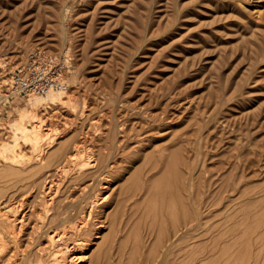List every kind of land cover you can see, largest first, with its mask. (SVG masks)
<instances>
[{
  "label": "rangeland",
  "instance_id": "1",
  "mask_svg": "<svg viewBox=\"0 0 264 264\" xmlns=\"http://www.w3.org/2000/svg\"><path fill=\"white\" fill-rule=\"evenodd\" d=\"M107 1L0 0V201L16 178L11 166L31 168L30 158L65 143L63 154L80 149L75 163L61 156L40 172L52 170L59 198L72 202L95 175L111 180L96 190L108 195L98 205L105 239L90 252L106 246L87 264H264V0ZM41 47L65 59L68 87L7 97L13 70ZM53 94L71 101L33 105ZM154 115L163 118L158 128ZM170 137L179 154L166 148L148 161L144 154ZM101 156L114 169L99 166ZM31 176L22 180L40 179ZM165 187L184 205L163 203ZM183 211L193 224L181 222ZM225 230L235 233L216 244ZM185 231L192 235L174 238ZM170 238L183 251L166 254ZM227 241L234 248L219 250Z\"/></svg>",
  "mask_w": 264,
  "mask_h": 264
},
{
  "label": "bare ground",
  "instance_id": "2",
  "mask_svg": "<svg viewBox=\"0 0 264 264\" xmlns=\"http://www.w3.org/2000/svg\"><path fill=\"white\" fill-rule=\"evenodd\" d=\"M111 1H114V0H111ZM97 4H100V3H97ZM93 8L95 9L94 6ZM111 10L112 8L110 7H106L105 9H103V11L106 13L112 12ZM116 13L118 14V12ZM120 13L121 12H119V14ZM110 16L111 15H109L108 17ZM103 21L106 22V20H103ZM114 23L115 22H113L112 25H114ZM105 24H103V26ZM105 34H108V33H105ZM48 38L49 37L45 35V36H42L40 40L41 39L47 40ZM100 38H102V36H100ZM113 39L114 38H112L111 40ZM111 40H108V41H111ZM106 42H107V39H106ZM59 90H53V91H59ZM70 101H71L70 97L61 96V95L58 96L57 94H53L51 101L49 100H43V101L36 100L35 101L34 100L33 105L35 107L43 106V109H46V107H50L51 109L56 107L60 109L62 108V106L66 105ZM155 117H156L154 120L155 124L152 123V125L155 128H158V125L160 126L162 122L159 121L160 118L157 121V115ZM160 120L163 121V118ZM39 122L40 121L36 120L35 123L33 124V130L36 131L37 135L40 134L39 133L40 132ZM48 133L49 131L46 134ZM122 135H125V133H123ZM164 135L165 134H163V136ZM176 136L177 135L175 132L174 136L172 137H176ZM113 137H115L113 143H116L117 141L120 140V138L116 136L115 133L113 134ZM153 138L154 136L151 139ZM121 139H124V138H121ZM169 141H170L169 143L163 144L161 146L154 145L153 150L151 152H148V154L147 153L144 154V156L146 155L145 156L146 159L152 162L153 158H155L156 155H158L157 153L161 152L162 149H166V148L172 149L169 155L179 154V151H181L182 148L177 146L176 148L173 149L174 146L172 142L174 141V139L170 137ZM62 145L60 144L61 147L58 148L56 151H54V153L50 156L45 155L43 153V155L41 154L35 158L33 157L30 158L32 163L34 164L36 163V165H33L31 168H28L27 165L19 166V167H16L14 165L10 167V169H14L15 173L14 172L12 173L11 170H9V172H11V174H14V175L16 174L15 175L16 178L7 183L6 189L4 191L5 193L3 196V200L0 201V264H87L88 262H93L94 259L96 260L102 254L101 251H102V248L106 246L105 245L106 240L102 243L103 247L101 246L100 250L97 251L96 254L95 253L93 254L92 252H90V250L95 245L97 247L99 240L105 237L104 227L106 226V217L103 214L98 213L99 211L98 205L99 203L103 202L107 198L108 195L106 194L104 195L103 194L104 192L99 195L98 191L96 190H98L99 188L100 189L110 188L111 180L104 178V177H108L109 175H95L92 177L91 181L85 183L80 188L82 189V194L79 195V197L74 198V200H71L72 202H65L63 197L59 198L58 195L61 192L60 188L62 185L59 183H55V180L51 178V175L53 174L52 170H50V168L45 170L46 171L45 177L43 176L45 172H42V173L40 172L44 170L48 165H50L49 164L50 160L58 159V158L60 159L61 156H62V160H61L62 165L71 166L72 164L75 163L74 160L76 159V155L80 149L77 147L74 150L75 153L73 150L71 151L68 149L63 154V150L65 149V147ZM14 156H16V154H14ZM104 158H105L104 156H101L99 166H101V164H104L103 165L104 167L109 165L111 169H114L115 163H113L112 160L110 161ZM31 162L30 163L28 162V164H31ZM96 164H99V163H96V162L93 163L94 166ZM154 167L157 168L156 166ZM152 170H154V168H152ZM206 170L208 169H202V172ZM157 173L158 172H148V175H149L148 177H150V179H153L155 178L154 176H156ZM169 173L170 171H162L161 179H164L163 181L168 182L171 179V177L169 176ZM199 173H196L195 176L200 177ZM178 174L179 173H176L175 175L178 177ZM0 175L4 176V173L1 172ZM28 175L30 176L39 175L38 177L40 179L22 180L23 176L26 177ZM195 176L191 179L192 180L196 179ZM78 177H74V178L77 179ZM88 189H90L92 193L90 194L89 197L86 195L87 196L86 198L83 195V191L86 192V190ZM30 192H33L35 195L34 198L32 199L30 197L31 195ZM150 195H153V192H151ZM162 195H163V199H162L163 203H165L166 205H168L170 202L173 203V201H175V203L176 202L179 203V200H180V203L184 205V201L186 200L185 197H183V195L175 193V191H172L168 187H165V189H163ZM199 195L200 194L198 193L196 194V197H195V200L197 199L196 201H198V203L200 201L199 199L202 198V197L200 198L201 195L200 196ZM182 213H183L182 214L183 216L181 217L184 219L183 221H181L180 219L181 218L179 216L180 214L175 213L176 217L180 219L179 221L184 222V225L186 226L189 225L190 222L191 223L193 222L192 220L193 218L191 214L184 212V211ZM32 216L35 218V220L33 221L34 223L30 224L31 223L30 219L33 218ZM28 224L31 227V228L29 227L30 228L29 231L26 230L27 228L25 227ZM229 232L230 230L220 231L216 235V237L213 238L214 242H216V244L222 243L225 240V238L228 235H230V233H235L233 230L230 233ZM187 235H192V233L190 231H187V232L185 231L183 233L176 232L174 235L175 236L174 238L181 239L182 237L187 236ZM21 241H24L22 242L23 245H21L22 244ZM173 244L174 243L170 238L168 242V246H166L167 247L166 254L168 253L171 254L172 251L180 252L181 250L183 251V249L185 248L183 246L178 247L179 245L178 246L176 245L178 248H174ZM234 246L235 245L233 244V242L227 241L223 246H221V249L219 250L227 252V250L230 251V249L234 248ZM92 255L93 257L91 259ZM164 261L168 262L167 260H164Z\"/></svg>",
  "mask_w": 264,
  "mask_h": 264
},
{
  "label": "built area",
  "instance_id": "3",
  "mask_svg": "<svg viewBox=\"0 0 264 264\" xmlns=\"http://www.w3.org/2000/svg\"><path fill=\"white\" fill-rule=\"evenodd\" d=\"M67 62L60 55L45 48L34 49L9 78L7 97L43 95L53 90L66 89Z\"/></svg>",
  "mask_w": 264,
  "mask_h": 264
}]
</instances>
